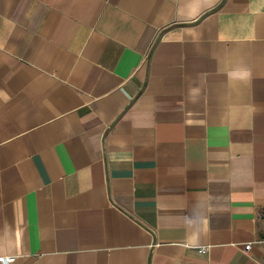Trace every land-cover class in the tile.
I'll list each match as a JSON object with an SVG mask.
<instances>
[{
  "label": "crops",
  "instance_id": "obj_1",
  "mask_svg": "<svg viewBox=\"0 0 264 264\" xmlns=\"http://www.w3.org/2000/svg\"><path fill=\"white\" fill-rule=\"evenodd\" d=\"M1 257L264 264V0H0Z\"/></svg>",
  "mask_w": 264,
  "mask_h": 264
},
{
  "label": "built area",
  "instance_id": "obj_2",
  "mask_svg": "<svg viewBox=\"0 0 264 264\" xmlns=\"http://www.w3.org/2000/svg\"><path fill=\"white\" fill-rule=\"evenodd\" d=\"M251 246H252V244H247L246 245V250H249L250 248H251ZM207 251H208V247H201V248H199V252L200 253H207ZM13 260V258H11V257H1L0 258V262L2 263V264H7V263H9V262H11Z\"/></svg>",
  "mask_w": 264,
  "mask_h": 264
}]
</instances>
